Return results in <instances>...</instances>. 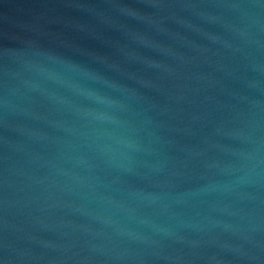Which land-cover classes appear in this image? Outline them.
Returning <instances> with one entry per match:
<instances>
[{"label": "water", "instance_id": "1", "mask_svg": "<svg viewBox=\"0 0 264 264\" xmlns=\"http://www.w3.org/2000/svg\"><path fill=\"white\" fill-rule=\"evenodd\" d=\"M2 264H264V0H0Z\"/></svg>", "mask_w": 264, "mask_h": 264}, {"label": "snow or ice", "instance_id": "2", "mask_svg": "<svg viewBox=\"0 0 264 264\" xmlns=\"http://www.w3.org/2000/svg\"><path fill=\"white\" fill-rule=\"evenodd\" d=\"M0 264H2V262H0Z\"/></svg>", "mask_w": 264, "mask_h": 264}]
</instances>
